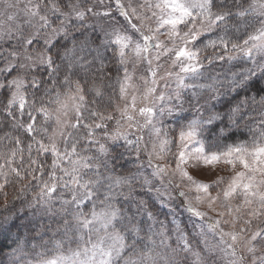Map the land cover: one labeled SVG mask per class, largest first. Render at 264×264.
Returning a JSON list of instances; mask_svg holds the SVG:
<instances>
[{
	"label": "clouds",
	"instance_id": "clouds-1",
	"mask_svg": "<svg viewBox=\"0 0 264 264\" xmlns=\"http://www.w3.org/2000/svg\"><path fill=\"white\" fill-rule=\"evenodd\" d=\"M0 264H264V0H0Z\"/></svg>",
	"mask_w": 264,
	"mask_h": 264
}]
</instances>
